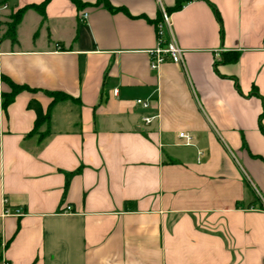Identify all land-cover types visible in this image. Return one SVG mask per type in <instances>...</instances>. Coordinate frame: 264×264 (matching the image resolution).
I'll return each mask as SVG.
<instances>
[{
    "label": "crops",
    "instance_id": "crops-1",
    "mask_svg": "<svg viewBox=\"0 0 264 264\" xmlns=\"http://www.w3.org/2000/svg\"><path fill=\"white\" fill-rule=\"evenodd\" d=\"M42 1L0 0L4 260L264 264V0H50L3 36ZM161 10L183 64L151 70Z\"/></svg>",
    "mask_w": 264,
    "mask_h": 264
},
{
    "label": "trees",
    "instance_id": "trees-1",
    "mask_svg": "<svg viewBox=\"0 0 264 264\" xmlns=\"http://www.w3.org/2000/svg\"><path fill=\"white\" fill-rule=\"evenodd\" d=\"M49 1L50 0H43L38 5H32V6L24 7V8L19 9L18 11H16L13 15L10 16V22H8L6 24V29H5L3 36L5 38L9 39L10 42H12V43L16 42V28H17V25L19 24L25 10L27 8H33L38 13H40L41 15H44L45 6L48 4ZM70 1L76 6V8L78 10L83 7V4L80 2V0H70ZM188 1H191V0H176V3L172 7L171 10L172 11L179 10L183 6V4L188 2ZM203 1H206L207 3H209L208 0H203ZM97 4H99V2H97ZM104 6L111 12L123 10L122 8H114L108 3H105ZM210 6L214 12L215 19L219 24L220 38H222L223 37V29H222L221 18L219 16V13L217 12V10L212 5H210ZM160 17H161V13H159L158 18L155 21V24H157L159 22ZM235 59H236V57L232 61H234ZM3 81L10 88L9 93L3 94L2 106L5 108L6 106H8L13 101V99L17 93H19L20 91H23V90H28V88L26 86L16 85V84L12 83L10 80L6 79L5 77L3 78ZM46 94L51 98L50 106L57 101H62V100L67 99V96L65 94L59 93V92H47ZM50 106H49V108H50ZM27 108L32 110L35 114L34 128H37L39 125H41L43 123H48L49 108L46 112H44L42 110L41 105L35 99H30L28 101ZM263 114H264V101H263L262 115ZM261 132L264 135V128L261 129ZM66 184H67V182H66Z\"/></svg>",
    "mask_w": 264,
    "mask_h": 264
},
{
    "label": "built area",
    "instance_id": "built-area-1",
    "mask_svg": "<svg viewBox=\"0 0 264 264\" xmlns=\"http://www.w3.org/2000/svg\"><path fill=\"white\" fill-rule=\"evenodd\" d=\"M87 17L86 13L81 15V20H85ZM156 30V45L154 48L150 49L147 54L149 57V67L151 70H157L163 63L170 62L175 65L183 64V50L177 44L171 29V20L170 16L164 11L161 10V17L157 24H155ZM262 47H264V41H262ZM137 105H140L142 108L146 109L150 105V101H144L137 99L135 101ZM153 117H144L142 121L145 124H149L152 121ZM179 138H182L185 142V145L190 144V137L184 133H179ZM69 208H67L68 210ZM16 214H19L18 211ZM8 211L4 209L2 217L7 216ZM6 243L2 238H0V249H4ZM2 253V252H1ZM0 264H8L2 255H0Z\"/></svg>",
    "mask_w": 264,
    "mask_h": 264
}]
</instances>
